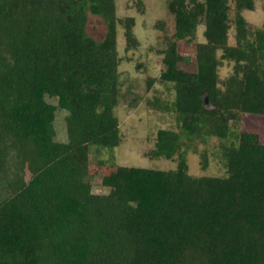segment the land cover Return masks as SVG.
<instances>
[{"label": "trees", "instance_id": "obj_1", "mask_svg": "<svg viewBox=\"0 0 264 264\" xmlns=\"http://www.w3.org/2000/svg\"><path fill=\"white\" fill-rule=\"evenodd\" d=\"M256 1L169 0L159 79L175 89L178 128L159 129L150 155L177 166L118 165L96 192L90 148L122 142L118 25L137 46L135 18L118 17L116 0H0V264H264V142L237 128L243 113L264 115V20L253 30L245 16ZM200 26L196 68L184 69L178 43ZM212 137L227 173L190 174L187 153Z\"/></svg>", "mask_w": 264, "mask_h": 264}, {"label": "rangeland", "instance_id": "obj_2", "mask_svg": "<svg viewBox=\"0 0 264 264\" xmlns=\"http://www.w3.org/2000/svg\"><path fill=\"white\" fill-rule=\"evenodd\" d=\"M169 0H116L117 15L124 19L135 18L133 27L138 45L127 47L125 26L118 25V49L122 57L121 70V97L117 106V115L120 120L122 142L113 148H90L91 175L89 181L94 185V191L107 192L108 187L102 184L105 174L114 171L118 165L141 166L148 168L171 169L177 166V161L164 157L154 158L150 151L155 147L157 132L161 128L177 129L178 122L173 104L175 89L172 83L159 79L164 69L163 54L159 50L166 47L167 42L174 38V18L168 9ZM204 8L199 4L198 18L204 22ZM245 16L250 21L252 29L263 25V1L257 0L254 10H246ZM203 27V26H202ZM202 27L196 37L190 41H179L178 51L182 58L180 65L184 69L196 68V44L203 39ZM88 32L100 39L106 33V25L101 18L90 14ZM231 64L224 63L220 67L221 76L231 73ZM157 80L148 86L149 78ZM49 102L57 104L55 98H48ZM67 111L56 109L55 128L56 139L66 141ZM238 130L256 132L264 142V115L243 113L238 123ZM218 138H208L207 141H196L197 152L192 149L187 153L188 171L195 176L216 175L223 176L226 167L223 161L214 156L213 150L219 146ZM209 154V165L202 167L201 152ZM102 160V161H101ZM27 179L31 174L25 171ZM228 217L238 218L236 214H227Z\"/></svg>", "mask_w": 264, "mask_h": 264}]
</instances>
